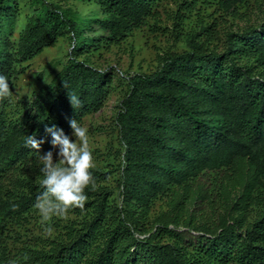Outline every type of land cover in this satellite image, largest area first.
Returning <instances> with one entry per match:
<instances>
[{
  "label": "trees",
  "instance_id": "obj_1",
  "mask_svg": "<svg viewBox=\"0 0 264 264\" xmlns=\"http://www.w3.org/2000/svg\"><path fill=\"white\" fill-rule=\"evenodd\" d=\"M32 1L36 12L19 28L21 0H0V74L10 90L60 38L71 34L74 45L18 118L12 94L0 98V264H264V20L218 31L222 20L245 22L264 0L180 3L178 28L200 8L219 18L197 22L185 48L155 71L126 77L116 167L91 169L95 187L83 208L70 209L77 221L66 235L17 251L7 227L38 212L42 191L25 136L43 139V154L52 149L47 126L71 135L69 119L82 123L101 108L114 77L80 57L126 41L164 0ZM68 93L80 99L76 109ZM112 178L114 186L103 184Z\"/></svg>",
  "mask_w": 264,
  "mask_h": 264
},
{
  "label": "rangeland",
  "instance_id": "obj_2",
  "mask_svg": "<svg viewBox=\"0 0 264 264\" xmlns=\"http://www.w3.org/2000/svg\"><path fill=\"white\" fill-rule=\"evenodd\" d=\"M183 0H164L159 8L155 19L149 20V25L135 30L126 41L120 45L102 49L98 54L80 57L86 59L94 68L108 72L114 77L113 90L105 100L103 106L97 111L86 116L82 124L86 127L89 134V149L92 151L95 161L93 169L102 172L113 171L110 164H117L120 151L119 130L116 124L117 114L120 111L121 100L127 91L126 77L134 76L138 73H151L157 69L161 58L169 52H181L185 48V37L195 28L197 22L205 20L211 21L212 14L217 18L219 14L212 8H200L188 21L184 28H178L183 9L180 3ZM64 7H74L82 12L89 13L91 7L85 5L65 2ZM32 0H21L19 28L25 23V18L35 14ZM246 21L241 20H222L218 31L227 29H237L243 27L245 23L259 25L264 20V3L254 4L247 12ZM219 18V17H218ZM71 34L59 39L52 47L46 48L41 54L37 55L30 63V68L25 74L20 76L11 88L12 118H18L22 107L28 105L33 99L43 82H47L57 72L61 66L54 67V63H66L71 55L74 41L70 38ZM206 46L209 49L217 47V41L210 38ZM75 139V137H72ZM56 159V153L53 155ZM117 171V170H116ZM116 171L114 173H116ZM113 173V174H114ZM113 176V175H112ZM114 175L113 177H115ZM115 185V182L103 183ZM159 203L158 210L163 207ZM77 218L71 211L64 216H52L44 220L37 212L28 221L23 223L13 222L7 229L12 236V243L17 251L30 246L35 249L38 244L40 248L44 243L56 240L66 235L67 227L72 225ZM51 227L52 231H46Z\"/></svg>",
  "mask_w": 264,
  "mask_h": 264
},
{
  "label": "clouds",
  "instance_id": "obj_3",
  "mask_svg": "<svg viewBox=\"0 0 264 264\" xmlns=\"http://www.w3.org/2000/svg\"><path fill=\"white\" fill-rule=\"evenodd\" d=\"M10 83L0 74V98L10 97ZM69 101L76 109L81 101L74 93H68ZM71 135L59 126L52 124L45 128L50 135L49 143L53 150L40 152L43 139L26 135L25 145L34 149L39 163V183L42 191L36 198L35 208L44 220L52 216H64L70 209L83 208L88 200L86 189L95 187V178L91 169L95 166L94 156L89 149V134L85 126L77 119H69ZM75 137V139H72ZM51 232V227L46 228Z\"/></svg>",
  "mask_w": 264,
  "mask_h": 264
}]
</instances>
